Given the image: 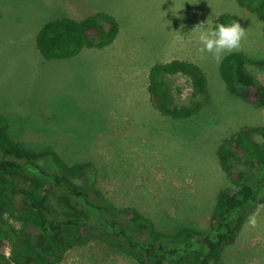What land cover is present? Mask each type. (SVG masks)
<instances>
[{
    "label": "rangeland",
    "instance_id": "1",
    "mask_svg": "<svg viewBox=\"0 0 264 264\" xmlns=\"http://www.w3.org/2000/svg\"><path fill=\"white\" fill-rule=\"evenodd\" d=\"M98 13L120 24L111 46L53 60L39 51L44 23ZM223 13L240 16L247 34L233 52L264 59V22L238 0H0V115L10 136L36 151L50 147L70 168L92 162L80 176L66 173L109 205L137 208L161 232L191 227L208 233L217 195L237 188L221 169L219 144L242 126L264 125V108L232 95L221 79V60L230 53L219 60L201 54L197 34H191L209 19L213 28ZM126 57L136 64L194 60L209 79L208 95L194 98L183 76L167 82L173 105L198 100L202 111L188 119L162 115L147 94L149 75H131ZM247 69L264 83V70ZM52 205L59 208L58 200ZM247 213L236 241L225 248L226 264H264V203ZM63 263L138 264L96 235L71 245Z\"/></svg>",
    "mask_w": 264,
    "mask_h": 264
},
{
    "label": "trees",
    "instance_id": "2",
    "mask_svg": "<svg viewBox=\"0 0 264 264\" xmlns=\"http://www.w3.org/2000/svg\"><path fill=\"white\" fill-rule=\"evenodd\" d=\"M238 2L264 22V0ZM232 22L243 28V19L231 13L218 16L213 28ZM120 31L119 22L107 13L81 20L66 16L44 23L36 42L47 60L67 59L86 48L111 46ZM248 65L263 71L264 59L242 52L227 54L219 67L221 79L232 95L264 108V83ZM171 76L188 78L194 98L208 95L209 79L199 64L180 59L157 63L149 73L153 108L173 119L199 114L201 101L173 105L167 82ZM9 129L0 115V264H64L65 251L73 244H84L91 235L129 252L138 264H226L225 248L236 241L247 211L264 203V125L242 126L219 144L221 169L237 188L219 192L206 234L191 227L164 233L137 208L109 205L66 173L80 176L94 167L92 162L70 168L50 147L36 151L25 144L29 149L11 137ZM43 159L48 160L47 168L39 163ZM54 200L59 208L53 207Z\"/></svg>",
    "mask_w": 264,
    "mask_h": 264
},
{
    "label": "clouds",
    "instance_id": "3",
    "mask_svg": "<svg viewBox=\"0 0 264 264\" xmlns=\"http://www.w3.org/2000/svg\"><path fill=\"white\" fill-rule=\"evenodd\" d=\"M210 19L197 24L191 34H197L199 53H209L214 59H221L226 53L240 48L242 40L246 38V31L239 22L230 24L219 23L214 28L209 27Z\"/></svg>",
    "mask_w": 264,
    "mask_h": 264
},
{
    "label": "crops",
    "instance_id": "4",
    "mask_svg": "<svg viewBox=\"0 0 264 264\" xmlns=\"http://www.w3.org/2000/svg\"><path fill=\"white\" fill-rule=\"evenodd\" d=\"M69 17H71V16H69ZM126 58H127L126 64L128 65L127 68L133 71V74H131V75H134V74L135 75H141V74H145V73H146V75H149L151 68L155 65L154 62H150L149 60H143L139 64H136L134 61H133L134 63L131 62L130 58H128V57H126ZM174 59L182 60L183 58L182 57H175V58L170 59L169 61H172ZM184 59H187L188 61L194 62V60H191L189 58H184ZM169 61H167V62H169ZM157 63H163V62H157ZM164 63H166V62H164ZM134 64H135V66H134ZM126 75H128V73H126ZM131 89H132V87H131ZM147 94H149L148 91H147Z\"/></svg>",
    "mask_w": 264,
    "mask_h": 264
}]
</instances>
